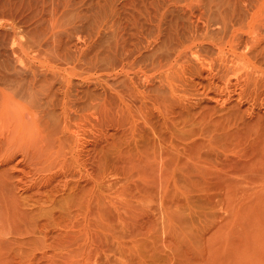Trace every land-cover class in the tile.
<instances>
[{"label": "rangeland", "instance_id": "rangeland-1", "mask_svg": "<svg viewBox=\"0 0 264 264\" xmlns=\"http://www.w3.org/2000/svg\"><path fill=\"white\" fill-rule=\"evenodd\" d=\"M0 264H264V0H0Z\"/></svg>", "mask_w": 264, "mask_h": 264}]
</instances>
